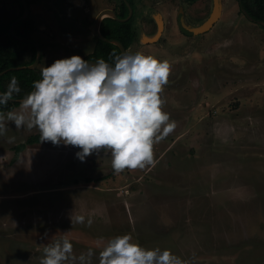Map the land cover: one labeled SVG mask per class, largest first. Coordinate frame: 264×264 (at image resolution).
Segmentation results:
<instances>
[{
	"label": "rangeland",
	"instance_id": "1",
	"mask_svg": "<svg viewBox=\"0 0 264 264\" xmlns=\"http://www.w3.org/2000/svg\"><path fill=\"white\" fill-rule=\"evenodd\" d=\"M69 1L41 2L60 15L57 35L33 6L36 28L51 31L36 39L46 44L38 69L89 52L69 54L75 45H68L72 35L62 15ZM223 9L204 36L185 37L171 22L160 44L130 52L170 65L163 110L176 127L154 146V164L146 169L116 175L110 154L81 162L80 149L41 143L38 130L8 123L0 137V264H40L42 245L65 232L76 255L96 249L100 238L131 234L188 264H264V29L238 13L236 0H223ZM73 17L77 32L85 30L80 13ZM72 214L83 223L72 224Z\"/></svg>",
	"mask_w": 264,
	"mask_h": 264
},
{
	"label": "clouds",
	"instance_id": "2",
	"mask_svg": "<svg viewBox=\"0 0 264 264\" xmlns=\"http://www.w3.org/2000/svg\"><path fill=\"white\" fill-rule=\"evenodd\" d=\"M41 79L18 102V107L0 110V137L11 122L16 130H38L41 143L51 142L80 149L84 162L96 153L110 154L116 175L125 170H144L154 164V146L167 138L176 123L163 110L162 93L169 83L170 65L137 51L113 54V63L103 59L90 63L74 55L40 68ZM21 92L13 77L0 93V109ZM8 138V143L14 142ZM4 157H0L3 159ZM72 224L84 217L72 214ZM91 223V221H89ZM59 234V235H58ZM70 232L57 233L43 244L40 264H188L169 249L146 248L131 234L96 241V249L74 253Z\"/></svg>",
	"mask_w": 264,
	"mask_h": 264
},
{
	"label": "flooded vegetation",
	"instance_id": "3",
	"mask_svg": "<svg viewBox=\"0 0 264 264\" xmlns=\"http://www.w3.org/2000/svg\"><path fill=\"white\" fill-rule=\"evenodd\" d=\"M43 0H25L27 3L29 14L23 19L25 14V3L23 0H0V21L4 23L11 22L10 30L13 37L18 43L5 41V38L0 37V45H46L41 41L37 42L36 39L41 40V37L45 36L51 31L47 30L46 27L40 29L36 28L35 21H33V6L40 13V17L46 19L49 27L52 28L57 35L59 33L58 20L60 15H55L56 11L52 6L46 7L41 3ZM56 1V0H53ZM166 1V2H165ZM216 0H71L69 5H66L65 15H63L64 22H68L69 34L72 36L69 39L68 45H75L69 47V54L71 49H82L85 48L86 53L82 58L84 60L95 61L92 57L98 48L103 45H129L126 48L127 52H131L133 48L136 50L141 45L153 46L160 44L163 41L166 34V27L171 22L175 28L179 30L182 35L188 38H196L204 36L215 29L223 17V0H218L220 6L219 19L213 24L211 29L204 33L196 34L193 29L200 28L203 26L213 14ZM238 3V13L248 22L253 23L260 28L264 29V21L253 18L249 12L243 8L240 4V0H236ZM74 3V5H71ZM80 4H85L83 11H78ZM161 6L164 8L174 7L175 13L169 14V12H162L157 16V13L153 10L155 7ZM98 10V11H97ZM108 10L110 15L104 16L103 19L97 24L99 15ZM49 14L51 18L48 19ZM80 13V23L83 25L85 30L79 31L77 23L73 20V16ZM61 14V13H60ZM30 20L33 23L34 31L30 33L31 38H26L22 35L15 33V28L18 24ZM18 21V22H17ZM15 24L14 32L12 25ZM18 32V29L16 30ZM82 35L76 44H73V34ZM155 34V35H154ZM156 39L155 42L149 40ZM73 40L71 41V39ZM56 40V38H55ZM59 40V39H58ZM113 41L119 42L115 43ZM80 45V46H76ZM119 47V46H118ZM44 47L42 46V49ZM28 49V48H27ZM27 49L20 51L21 59L23 61L28 60L30 53ZM45 51V50H44ZM44 51L42 59L44 58ZM121 51V49H120ZM122 53V51H121ZM93 55V56H92ZM92 56V57H91ZM41 59V60H42Z\"/></svg>",
	"mask_w": 264,
	"mask_h": 264
},
{
	"label": "trees",
	"instance_id": "4",
	"mask_svg": "<svg viewBox=\"0 0 264 264\" xmlns=\"http://www.w3.org/2000/svg\"><path fill=\"white\" fill-rule=\"evenodd\" d=\"M240 4L245 8L249 14L257 19L264 21V0H240ZM11 22L4 23L0 21V37L7 43L15 42L17 40L11 34L10 26ZM23 31L18 32L16 30ZM34 31L33 23L30 20H26L18 24L15 28V33L17 35L25 36L26 38H31L30 33ZM129 45H125L128 48ZM28 48V49H27ZM22 49H27L30 53L28 60L23 61L21 59L20 51ZM113 54L120 55L122 54L120 48L116 45H103L96 50V52L91 56L96 61L103 59L108 63H113ZM37 57V49L34 45H0V93L7 90L8 84L13 77L19 81V86L21 92L18 96H15L12 101L9 102L6 108L0 109L3 111H8L18 107V99H22L27 93L33 90L32 85L36 80L41 79L40 69L34 70L30 69L29 66L33 64ZM25 66L23 69H15L8 73L2 74L4 71ZM38 139V138H37ZM34 139L31 138L29 143L33 142ZM25 150V144L20 145L16 149L17 156ZM91 181V180H89Z\"/></svg>",
	"mask_w": 264,
	"mask_h": 264
},
{
	"label": "water",
	"instance_id": "5",
	"mask_svg": "<svg viewBox=\"0 0 264 264\" xmlns=\"http://www.w3.org/2000/svg\"><path fill=\"white\" fill-rule=\"evenodd\" d=\"M24 3H25V6H26V9H25V14H24V17L23 19H25V17L29 14V9H28V6H27V3L25 2V0H23ZM219 14H220V6H219V2L218 0L215 1V7H214V10H213V14L211 15L210 19L203 25L201 26L200 28H197V29H193V31L196 33V34H200V33H204L206 31H208L209 29H211V27L213 26V24L219 19ZM110 15L109 11L106 10L104 12H102L98 19H97V24L100 23V21L103 19L104 16H108ZM18 22V21H17ZM15 22L13 25H12V30L14 32V27H15V24L17 23ZM152 42H155L156 39L153 38L151 40ZM115 43H119V42H116V41H113ZM120 44V43H119ZM37 49V57H36V60L33 64H31L29 66L30 69H34V70H37L39 65H40V62H41V59H42V54H43V49H42V46L41 45H34ZM119 46V48L121 49L122 53L126 51V48L124 47V45H117ZM86 61H89L90 63H95V61H92V60H86ZM23 68H26L25 66H20V67H15V68H10L6 71H4L2 74H5V73H8L12 70H15V69H23ZM20 99H18L19 101Z\"/></svg>",
	"mask_w": 264,
	"mask_h": 264
},
{
	"label": "crops",
	"instance_id": "6",
	"mask_svg": "<svg viewBox=\"0 0 264 264\" xmlns=\"http://www.w3.org/2000/svg\"><path fill=\"white\" fill-rule=\"evenodd\" d=\"M42 61V60H41Z\"/></svg>",
	"mask_w": 264,
	"mask_h": 264
}]
</instances>
